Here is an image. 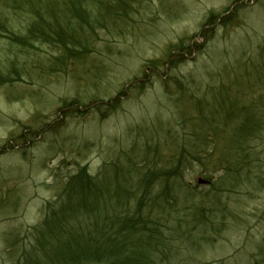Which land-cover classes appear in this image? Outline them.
Returning a JSON list of instances; mask_svg holds the SVG:
<instances>
[{"label": "rangeland", "instance_id": "1", "mask_svg": "<svg viewBox=\"0 0 264 264\" xmlns=\"http://www.w3.org/2000/svg\"><path fill=\"white\" fill-rule=\"evenodd\" d=\"M142 4L139 23L126 35L99 33L98 54L71 71L0 83V264H39L34 228L80 170L99 186L90 209L61 223L66 233L45 231L57 240L53 264H74L93 227L116 226L140 200L157 206L151 217L165 220L169 238L171 259L145 249L154 264H264V0ZM236 127L252 129L227 158L245 176L238 182L217 161ZM180 156L172 197L158 182L143 189L144 169ZM213 195L214 205L202 201Z\"/></svg>", "mask_w": 264, "mask_h": 264}, {"label": "trees", "instance_id": "2", "mask_svg": "<svg viewBox=\"0 0 264 264\" xmlns=\"http://www.w3.org/2000/svg\"><path fill=\"white\" fill-rule=\"evenodd\" d=\"M143 1L0 0V40L7 42V49L0 50V61L7 62L3 64L2 69L0 68V83L3 85L21 83L27 77L31 79L32 76L30 77L28 74L34 73V71L37 73H34L33 76L41 78L48 70L62 71V69L68 68L71 71L75 67L73 62L85 61L98 54L94 48L96 43L101 41L98 37L99 33L108 37L118 34L126 35L127 28L139 23L140 18L138 20V17L140 11L143 10ZM42 48L46 54L45 57L34 52L42 50ZM195 100L194 104L199 105L198 96ZM256 125V123L253 124L254 127ZM251 130V127L248 131L242 127H236L232 131L231 140L228 139V148H224L225 151L217 160L219 163L225 162L223 164L226 171L233 176L236 175L237 182L245 176L241 177L240 167L227 163V158H234L229 156L231 148H236L238 144L243 143L240 139L248 136L247 134ZM192 150L194 152L192 158L198 161L200 144L193 147ZM207 158H212V155L208 154ZM181 162L182 156L174 164L175 167L174 165L172 167L165 166L152 171L153 174L149 168L144 169L146 172L142 173L141 178L143 189L146 190L153 182H158L164 186L162 189L165 192L161 195L163 196L169 191L172 197V191L180 187L178 177ZM217 165L219 164L217 163ZM244 167L242 170H245ZM91 180L92 178L86 176L83 170L70 177L66 186L63 187L65 190L60 194L57 204L48 206L46 217L34 228L38 232V237L34 238L35 244L41 250L40 257L36 258L39 264H53L57 261L54 257L57 240L54 236L46 235L45 231L47 229L50 231L61 230L66 233L65 224L68 223L70 215L77 213L80 217V211L91 208L95 189L99 186V183ZM218 182L216 183L218 184ZM216 183L215 185L209 184L211 187L213 186V192L219 190ZM91 194L93 195L91 196ZM82 197L85 205L80 206L76 203V199L79 201ZM215 197L216 195L203 197L202 201L208 199L214 205L212 199ZM126 201L123 199V203H120L121 206H126ZM145 204L140 200L134 210L129 209L125 210L126 212H121L116 218L117 221L114 222L117 225L106 228L105 231L102 229L96 231L93 227V231L86 236L87 242H89L88 250L78 253L75 256L74 264H81L82 260L96 264H154L159 262L155 256L152 258L145 252L146 248L153 249L152 251L160 254L162 259H171L172 256L167 255L170 247L167 249L168 242L165 241L169 238H163L161 231L165 220L159 221L157 217L152 219L151 211L157 206L150 205V200L148 201L150 206L145 208ZM201 216L202 213L197 218H201ZM62 222L65 224H61ZM200 223L206 224L207 220L204 223L200 221ZM39 233L43 235L40 236ZM190 237L188 233L184 234V241L188 245ZM26 257L23 256V260H26Z\"/></svg>", "mask_w": 264, "mask_h": 264}]
</instances>
